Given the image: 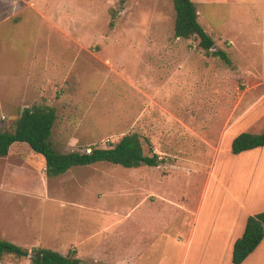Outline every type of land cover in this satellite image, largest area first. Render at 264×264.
<instances>
[{
  "label": "rangeland",
  "instance_id": "rangeland-1",
  "mask_svg": "<svg viewBox=\"0 0 264 264\" xmlns=\"http://www.w3.org/2000/svg\"><path fill=\"white\" fill-rule=\"evenodd\" d=\"M194 1L231 65L174 35L173 0H0V130L46 104L57 109L51 140L61 152L138 133L162 159L48 177L41 154L1 157V239L93 264L232 263L210 257L208 237L264 183L242 180L247 154L235 158L229 143L264 130V85L237 70L243 58L221 33L217 5Z\"/></svg>",
  "mask_w": 264,
  "mask_h": 264
},
{
  "label": "trees",
  "instance_id": "trees-1",
  "mask_svg": "<svg viewBox=\"0 0 264 264\" xmlns=\"http://www.w3.org/2000/svg\"><path fill=\"white\" fill-rule=\"evenodd\" d=\"M175 10L174 35L177 38H197L198 45L208 55L218 56L231 65L232 59L226 50L217 47L213 37L199 21V10L194 0H173ZM58 118L57 109L46 104H33L23 108L13 122L11 130H0V158L14 153L30 151L45 159L48 177H57L74 166L110 162L125 168L143 165L159 166L161 158L154 149H145V139L138 133H127L109 147H92L84 152H61L51 140ZM264 146V130L258 133L243 131L231 143L233 154ZM264 239V211L247 218L244 232L236 239L232 261L241 264ZM7 256L28 258L30 264H93L73 253L63 254L42 246L31 248L0 238V262Z\"/></svg>",
  "mask_w": 264,
  "mask_h": 264
},
{
  "label": "crops",
  "instance_id": "crops-1",
  "mask_svg": "<svg viewBox=\"0 0 264 264\" xmlns=\"http://www.w3.org/2000/svg\"><path fill=\"white\" fill-rule=\"evenodd\" d=\"M205 1L206 4L217 5L214 8V14L221 20V33L225 39H228L230 49L235 50L236 55L243 58V65L238 66L237 70L260 73L261 79L255 82L264 85V0ZM227 27L232 30L231 33L238 35H228ZM241 132L243 131L232 133L229 137V143ZM254 133H258V131ZM263 150L264 146L243 151L235 157L240 159L247 154L246 159L243 160L245 163L238 168L242 180L246 181L247 178H250L249 183L252 182V184L259 179L264 181ZM260 183H257L260 186L253 189L248 205L245 204L241 207L242 213L240 215L231 216L228 214L229 217H224L223 223L211 231V235L208 237V247L209 255L213 259L222 261L226 257L232 261L234 243L244 232L247 218L264 211V183ZM197 216L198 213L195 215V222ZM225 261L226 259L224 263ZM232 263L229 262V264ZM241 264H264V239Z\"/></svg>",
  "mask_w": 264,
  "mask_h": 264
}]
</instances>
